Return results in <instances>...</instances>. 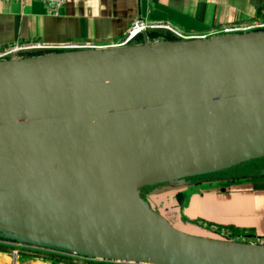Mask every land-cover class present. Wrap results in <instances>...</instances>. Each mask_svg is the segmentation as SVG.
<instances>
[{"label":"water","instance_id":"water-1","mask_svg":"<svg viewBox=\"0 0 264 264\" xmlns=\"http://www.w3.org/2000/svg\"><path fill=\"white\" fill-rule=\"evenodd\" d=\"M157 129L264 140V32L0 62V173L82 138ZM44 183L37 184L51 188ZM141 204L154 217L78 205L0 178V226L26 224L31 235L83 255L132 264H264V245L191 235Z\"/></svg>","mask_w":264,"mask_h":264},{"label":"crops","instance_id":"crops-1","mask_svg":"<svg viewBox=\"0 0 264 264\" xmlns=\"http://www.w3.org/2000/svg\"><path fill=\"white\" fill-rule=\"evenodd\" d=\"M46 8L33 0H0V47L28 42H113L126 34L134 20L169 24L183 33L200 35L264 18V0H64L56 16L47 14ZM177 182L189 186L210 184V188L191 192L172 220L163 215L170 225L202 238L264 244V174L235 181ZM188 220L204 223L203 229L197 227L202 233L179 227ZM233 230L239 233L235 235ZM20 261L8 252L0 253V264Z\"/></svg>","mask_w":264,"mask_h":264},{"label":"bare ground","instance_id":"bare-ground-1","mask_svg":"<svg viewBox=\"0 0 264 264\" xmlns=\"http://www.w3.org/2000/svg\"><path fill=\"white\" fill-rule=\"evenodd\" d=\"M263 152L264 140L244 133L139 130L42 150L1 172L0 178L78 205L152 218L138 200V187ZM14 227L21 234L35 233L26 224Z\"/></svg>","mask_w":264,"mask_h":264},{"label":"rangeland","instance_id":"rangeland-1","mask_svg":"<svg viewBox=\"0 0 264 264\" xmlns=\"http://www.w3.org/2000/svg\"><path fill=\"white\" fill-rule=\"evenodd\" d=\"M153 43V41H151ZM45 55H48L47 53ZM242 160V159H241ZM239 160V161H241ZM238 160H232L223 164L215 165L200 171H210L217 170L228 167ZM179 177L167 179L165 181L168 182V186H161L160 188L154 190L150 196L148 193V188L143 187L140 191L146 197V200L149 198L150 203L147 205L150 207L154 214L158 215L163 220L169 223L173 217V215H177V209L182 208L184 206V202L187 201L190 197V194L194 191H202L203 189L210 188V184H198L195 186L183 185L181 182H177L176 179ZM43 186L49 187L47 184H42ZM142 187V186H140ZM140 187H138L140 189ZM138 188L137 197H138ZM191 194V195H192ZM150 196V197H149ZM138 200L140 198L138 197ZM166 204V205H164ZM165 206L166 209L164 208ZM168 216V220H166L162 216ZM202 225V226H200ZM206 226V225H205ZM210 226V225H207ZM181 229L188 231L190 233H202V231H198L197 227H201L203 229L204 223H197L191 220L188 222H181ZM19 233V232H18ZM23 239L33 241L34 245H27L22 243L15 242H6L0 241V253L8 252L12 257L15 256V260L21 259L19 264H34L39 262V264H69V263H91V264H108L106 260H102L99 258L91 257L88 255H83L75 252L74 250L65 248L59 244L54 242L39 238L34 235L28 234H19ZM52 245V246H51ZM32 258L33 261H29ZM26 259V261H25ZM32 262V263H31ZM112 264H121L118 262H110ZM129 264V263H128Z\"/></svg>","mask_w":264,"mask_h":264},{"label":"built area","instance_id":"built-area-1","mask_svg":"<svg viewBox=\"0 0 264 264\" xmlns=\"http://www.w3.org/2000/svg\"><path fill=\"white\" fill-rule=\"evenodd\" d=\"M27 1V0H22ZM40 2L46 5V12L49 15L56 16L58 15L60 7L64 4V0H33ZM149 31H164L174 38L176 41H191V40H202L210 39L218 36H230L238 34H248V33H259L264 32V18H253L247 23H239L227 27H222L218 30L211 31L208 33L195 35L188 34L179 31L176 28H173L169 24L162 23H148L142 20H134L127 29L126 34L119 40L113 42H107L103 44H92V43H74L66 42L60 45H44L36 42L28 43H16L9 46L0 47V62L2 61H14L23 59L22 55L26 53H63V52H72V51H83V50H110V49H120L130 46H136L134 40L138 37L143 38V44H152L151 41H163L160 38L151 40L148 36ZM237 242V241H232ZM246 243V242H241ZM254 244V243H247ZM264 245V244H261ZM107 262H117V261H108ZM124 263V262H120ZM128 264V263H124ZM132 264V263H129Z\"/></svg>","mask_w":264,"mask_h":264},{"label":"trees","instance_id":"trees-1","mask_svg":"<svg viewBox=\"0 0 264 264\" xmlns=\"http://www.w3.org/2000/svg\"><path fill=\"white\" fill-rule=\"evenodd\" d=\"M147 34L151 40L160 38L161 40L166 42L176 41V38H174L173 36L165 35L158 31H149ZM142 43H143L142 37H138L134 40V44L138 45ZM42 55H45V53L35 52V53H26L21 57L30 58V57H37ZM263 174H264V155H260L235 162L234 164L222 169L192 174V175L180 177L176 180H183L185 182L194 184V183L205 182L210 180L235 181L239 179L257 178L259 176H262ZM166 184H168L167 181L153 183L151 185H144L140 189H138V197L140 198L143 204L148 206L146 197L144 196L143 193H141L140 190L143 187H146L148 188V193L151 194L154 190L160 188L161 186H165ZM233 232L235 235L239 233L237 230H233ZM0 241L34 245L33 241H29V240L27 241L23 239L21 236H19V234L16 231L5 226H0ZM69 264H91V263H69Z\"/></svg>","mask_w":264,"mask_h":264}]
</instances>
